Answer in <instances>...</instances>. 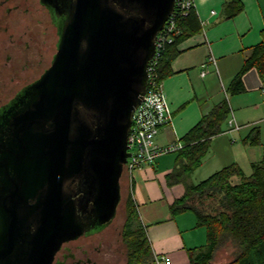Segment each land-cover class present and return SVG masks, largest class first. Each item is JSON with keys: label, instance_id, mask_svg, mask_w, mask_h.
Masks as SVG:
<instances>
[{"label": "water", "instance_id": "water-1", "mask_svg": "<svg viewBox=\"0 0 264 264\" xmlns=\"http://www.w3.org/2000/svg\"><path fill=\"white\" fill-rule=\"evenodd\" d=\"M58 39L49 66L0 106V264H51L108 224L132 114L175 0H40Z\"/></svg>", "mask_w": 264, "mask_h": 264}, {"label": "crops", "instance_id": "crops-1", "mask_svg": "<svg viewBox=\"0 0 264 264\" xmlns=\"http://www.w3.org/2000/svg\"><path fill=\"white\" fill-rule=\"evenodd\" d=\"M229 1L194 0L202 31L177 44L179 52L170 61L172 72L161 80L171 116L158 128L154 142L158 146L182 143L181 136L216 103L212 94L220 84L239 127L233 129L227 122L235 141L231 144L222 129L211 138L205 156L214 145L213 154L221 164L238 159L239 154L242 159L237 163L243 167L241 164L246 162L250 167L252 161L264 157V75L250 67L241 75L242 91L230 94L227 86L249 53L248 47L262 39L264 0H238L241 9L227 17L225 7ZM209 56H213L214 63ZM202 70L204 75L200 74ZM255 131L258 142L252 144L249 139ZM160 156L133 171L131 192L153 255L168 257L169 264H186L187 249L204 243L205 229L195 226V216L189 214L192 212L170 213V204L182 194L184 186L167 183L166 173L172 163ZM123 183L125 191L129 185L126 177Z\"/></svg>", "mask_w": 264, "mask_h": 264}, {"label": "trees", "instance_id": "trees-1", "mask_svg": "<svg viewBox=\"0 0 264 264\" xmlns=\"http://www.w3.org/2000/svg\"><path fill=\"white\" fill-rule=\"evenodd\" d=\"M225 9L226 16L230 17L241 9V3L230 0ZM172 17V39L164 45L156 62L160 81L172 72L170 61L179 52L177 44L202 31L194 7L184 14L174 9ZM261 32L262 39L248 47L249 53L228 84L230 94L242 91L241 75L250 67H255L260 76L264 75V29ZM229 112L228 102L222 98L203 113L181 136L182 147L174 150V165L166 173L168 184L184 186L182 194L170 204V213L190 211L195 216V226L205 229L204 243L187 249L186 264H214L218 249L225 244L231 247L232 256L222 264H264V157L250 163L249 174L232 161L196 183L186 182L207 153L211 138L222 131L221 124ZM249 142H258L257 131ZM124 212L121 236L126 247L125 264H154L145 226L139 218L131 190L124 200Z\"/></svg>", "mask_w": 264, "mask_h": 264}, {"label": "rangeland", "instance_id": "rangeland-1", "mask_svg": "<svg viewBox=\"0 0 264 264\" xmlns=\"http://www.w3.org/2000/svg\"><path fill=\"white\" fill-rule=\"evenodd\" d=\"M53 22L55 23V20ZM53 22L48 11L37 0H4L0 3V106L8 102L19 89L30 83L29 81L35 80L49 66L58 39L57 28ZM33 31L37 32V36ZM29 35L35 36L30 38ZM19 36L28 40L27 48L21 46ZM224 96L219 84L217 91L212 94L213 103H217ZM231 115L229 112L221 127L225 130V137L232 144L235 141V133L230 132L227 123ZM214 148L213 145L212 151H209L201 164L186 178V182L196 183L226 164H221L220 159L213 154ZM175 154V151L165 152L160 154V158L165 157L172 163L170 167H173ZM237 157L235 162L242 159L239 154ZM241 165H244L245 174H249L251 169L246 162ZM243 167L241 166L242 169ZM123 174L120 178L121 199L114 217L95 234L80 237L69 243L82 246L79 250H75L77 255H81V249H85L90 255H96L102 264L126 263V247L122 240L121 229L125 218L124 200L129 187L126 185L124 191ZM230 251L229 245H222L215 255L214 264H222L229 260L232 256ZM153 263L156 264L155 260Z\"/></svg>", "mask_w": 264, "mask_h": 264}, {"label": "built area", "instance_id": "built-area-1", "mask_svg": "<svg viewBox=\"0 0 264 264\" xmlns=\"http://www.w3.org/2000/svg\"><path fill=\"white\" fill-rule=\"evenodd\" d=\"M190 7H194V0H175L174 9H177L182 14ZM174 9L163 28L156 35L155 53L147 66L148 79L145 92L132 114L131 125L127 134L129 156L123 164V175L129 182L128 190H131L132 173L136 168L154 162L156 157L162 153L174 151L182 147V143L180 142L163 146H158L154 142L158 128L169 122L171 116L161 81L158 80L156 62L163 51L164 45L172 39V14ZM211 13H214V10ZM200 23L202 25V22ZM208 60L214 63L213 56H209ZM204 73L205 71L202 70L200 74L204 75ZM228 122L233 129L239 127L232 115ZM154 259L156 264L170 263L169 258L164 255H154Z\"/></svg>", "mask_w": 264, "mask_h": 264}, {"label": "flooded vegetation", "instance_id": "flooded-vegetation-1", "mask_svg": "<svg viewBox=\"0 0 264 264\" xmlns=\"http://www.w3.org/2000/svg\"><path fill=\"white\" fill-rule=\"evenodd\" d=\"M3 1L4 0L0 1V3H2ZM37 2L40 3L41 5H43V7L48 11L50 17L52 18L49 8L45 4L40 2V0H37ZM51 21H52V19H51ZM53 24H55V23L53 22ZM33 33H35V35L37 36V32L33 31ZM35 35H33V36L29 35V36H30V38H33ZM36 41H37V38H36ZM19 43L22 44L21 45L22 47L27 48L28 40L22 39L19 36ZM18 45H20V44H18ZM53 54H54V52H53ZM53 54H52V56H53ZM31 81H33V80H31ZM31 81H29V82H31ZM104 226L105 225H102L101 227H98L94 230L82 233V234H80V235H78L72 239L64 241L61 244L60 248L55 253L54 259H53L51 264H102V262L97 259L96 255L95 256L90 255V252L85 250V249H81V251H80L81 255H77L75 250H79L82 246L81 245H76V246L70 245L69 243L72 241H75L76 239H78L80 237L91 236V235L95 234L96 232H98Z\"/></svg>", "mask_w": 264, "mask_h": 264}]
</instances>
